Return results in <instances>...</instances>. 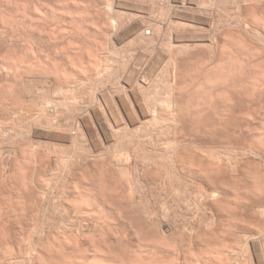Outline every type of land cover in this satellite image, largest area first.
<instances>
[{"label": "rangeland", "instance_id": "1", "mask_svg": "<svg viewBox=\"0 0 264 264\" xmlns=\"http://www.w3.org/2000/svg\"><path fill=\"white\" fill-rule=\"evenodd\" d=\"M72 1H75L76 5L75 3L71 4ZM107 1L108 0H0V57L3 58L2 63L6 60L10 64L11 60V63L13 64L7 65L9 68L10 66L13 67V71L12 68L10 69L14 72L12 73L7 70L9 68H7V65H4V63H7L6 61L3 64H0V119L4 122L3 125L6 124L5 121L8 122L3 126L0 121V127L2 126V128H0V264H80L79 261H84L89 258V252H92L93 249L104 252L106 255L108 253L107 256L112 254L111 258L117 262L122 259L123 262L126 260L125 263H133L135 260L132 258L135 257L132 256V252L136 248V246H134V248L133 245L146 244L148 239L151 240L152 243H150L152 245L149 244L150 240L147 243L150 245H147V249H145L146 245H142V250L140 249V252H136L137 254H142L141 257H136L137 260L138 258H146L148 261H151H149L150 264H153V262L154 264L158 262L160 264L163 262V264H176L177 262V264H181V262H184L182 264H188V262L190 263V260L194 261V257L198 254H202L200 251H203L205 246L206 248L209 247V251L212 248L210 253L215 250L217 245L222 246L219 236L200 237V239L198 238V241L191 237L190 239H193V242L190 244L189 239L186 238L190 236L189 229L183 230L185 227L188 228L189 224L195 226L196 221H193V217H195L194 214L196 213H194V211L197 212V209H202L201 206H199L202 202V204H205L203 200L198 204L197 201H199V198H197V193H195V191H198V185L196 184H198L200 178L204 182L203 185L208 186L210 189H216L217 193L219 190L218 194L215 193V198L213 199L214 202H211L214 217H216V220L218 218L216 222L219 229L222 227L221 230L229 229L230 231H235L238 234L245 236H248L250 232L259 235L258 240L261 244L256 248L249 243H238V250L230 255L231 264H235L239 261H242L243 264H258L257 257L260 255L264 257V215L260 212H256V210H264V163L261 162V159L258 157H254L253 154H250L251 156L246 152V154H243L244 151H242V149L244 147V149H247L252 146H255L257 149H259V147H264V131L262 130L264 129V44L260 45L259 43L261 42L260 39H262V42L264 41V35L258 33V31L251 26L252 24L255 25V23L258 24L260 21L258 18L259 14L255 16V13L251 11L246 15L243 10L244 3L242 4V0H226V3L228 2L227 4L221 2V0H194L199 2L198 4H207L205 6L208 7L212 13V21L214 23L213 29L215 31V33H212L214 36H212L213 39L216 40L213 41V43L215 42L214 46L212 45L213 48H210L214 52H212V50L209 51L210 48L207 47L208 45L204 46V44H201L196 46L197 48L191 50L189 49L193 48L191 45L189 47H183V49L186 50H182L183 52L180 51L181 53L178 52V55L175 53L176 58L179 60L178 63L180 64V69H178L177 74L176 91L174 89L173 92H170L166 87H168L170 83L169 70L171 68L169 67L171 64L169 63L174 59L170 58V56L168 57L169 54H166L168 53L167 51L170 52L172 47L170 49L166 46L167 44H165V42L167 41L168 32L164 31L167 30V27L169 26L168 21L172 13L171 11L177 7L174 6L175 3L181 1L185 3L186 0H171L170 2L168 0H127L129 1V5L126 4L128 5L126 6L121 2L122 7L120 6V1L117 2V0H115L117 4L119 3L118 6L115 5L116 3L114 4V0L108 2L109 5L107 4ZM219 1L221 4H219ZM111 2H113L112 6L114 5L112 9L110 7ZM123 3H125V0ZM135 4L138 6L141 5L139 8H142L143 6V12L141 9L143 16L138 11V6L136 7ZM67 5L69 6L67 7ZM124 5L126 7H123ZM131 5L134 6V8L136 7L137 10L133 7L130 9ZM177 5L178 8L181 6L180 3ZM74 7H76L77 10ZM144 7H146L147 11L144 10ZM220 7L223 8V10L226 9L227 14H225L226 12L223 10H220ZM33 11L35 12L32 13ZM36 11L39 12L37 13L38 16L36 14L37 18L35 17ZM221 11L224 12L222 13L227 16V19L225 18L226 16L220 17L222 16ZM77 13L78 16L80 15L79 17L77 16ZM133 13L136 16L137 13L140 15L135 19L143 20L145 18L144 15H147V18L143 21H146V23H150L151 21V25L152 22H156L157 26H161L162 28L160 29V32L162 34L161 37H163L161 39L163 40L160 39V41L162 42L159 41L160 43L158 42L156 46H154L155 43H152V40L150 43V40H147L148 42L144 43L146 40L141 38L140 35L135 37L131 35L129 37L124 34V29L127 26L126 24H129V21L131 22V16ZM81 15H83V17H81ZM112 15L121 19L123 23L127 22L123 24V29H120L118 26L116 29L113 24V26L111 25V23H113L112 20V22L110 21ZM135 15H133V17H135ZM69 16H72L73 18L71 17V19H69ZM250 16L253 20H250ZM219 17L222 19L224 18L226 21L228 20L227 24L224 22L225 20L223 21L225 24L219 23V21L222 22L218 19ZM215 19H217V21ZM78 20H80V22ZM75 21H77L79 25ZM159 21H162V23ZM244 22L249 25H246L245 27ZM218 24H221L222 26H218ZM216 26L221 28H218L219 30L217 29L219 32L216 30ZM247 26L250 28L251 32H249L250 30ZM162 29L165 30L163 31ZM203 29L208 30L206 26ZM111 34H114V37L111 36ZM119 34L125 36L121 37ZM221 37H225L226 39ZM229 39L230 42H228ZM227 44L228 47L226 46ZM80 46H82L81 49H79ZM173 46L175 48L176 45ZM259 46L262 48H259ZM67 48L70 51H68ZM221 48L222 50L220 51ZM156 52L158 54L161 53L159 57L166 54L167 56L164 55L163 57L167 66L168 64L170 66H165L163 58H161L162 60H158V56L155 55ZM141 53H145V56ZM210 53L211 56L212 54L214 56L211 57ZM129 55H132L130 56L131 60L128 59ZM141 55L143 56L140 57ZM17 57L18 59L20 58V60H24L19 61L20 63H24H22L23 65L21 64L22 66L20 63H15ZM140 58L146 61L144 62ZM156 59L160 62L159 67H155L156 70L161 67L158 71L151 70L153 69V65H155L154 61H156ZM169 59H172V61L170 60L171 62H169ZM126 61L132 66L128 68L127 65L129 64ZM223 61H225V63ZM72 62L75 63V65ZM135 62L138 63L136 64ZM152 62L154 64H152ZM95 63L97 66H95ZM72 64L74 66H79L72 68ZM124 64L126 68L124 67ZM156 64L158 65V63ZM68 65L71 66L72 70L75 69L76 71L74 70L72 72ZM134 65L135 67H133ZM3 67H5L6 72L5 69L3 70ZM14 67H17L18 71H15ZM123 67L125 68L124 70ZM77 68L82 69L79 71ZM164 68L166 71H163ZM97 69H99L98 71L100 72L95 74ZM83 70H85L86 74L83 73ZM77 71H79L78 73L81 75H79ZM150 71L153 72L151 73ZM131 72L133 74H131ZM5 73L6 75H4ZM166 73L169 76H166ZM226 73H229V77H226L225 75L224 77L222 75ZM72 75H74L75 78ZM84 75L86 76L85 78ZM124 75L126 76L127 81L124 85L125 87H122L125 83ZM129 75L130 77L131 75L134 76L130 79ZM139 75L141 78L147 76L145 77V80L150 79L151 81L148 80L150 84L145 80L144 82L143 80L141 81ZM120 76H122L123 79L121 77L122 80L119 81ZM135 76H138L140 81ZM164 76L169 78V82L167 80L165 82L162 81ZM79 77H82L83 81L85 79L84 84L81 85L80 82L76 80V78L79 79ZM133 77L134 80L132 79ZM205 77L206 79L210 77L208 81L214 78V82H208ZM225 78H227L229 82L228 80H225ZM155 79L160 81H156ZM219 79H221L220 81L222 84L217 81ZM255 79H258L259 82L257 83ZM79 80H81V78ZM97 80L98 82H96ZM50 81L53 82L51 83ZM93 81L94 85H98L97 87L99 89L92 84ZM153 81L154 85L156 82L155 88L152 87ZM77 82H79V84ZM102 82L106 83V85H102ZM145 82L149 84V86L146 85L148 87L147 91V87L144 85ZM223 82L226 83L224 84ZM72 83L75 84H73V87H78V89L75 87L73 89L71 85ZM67 84H70V86ZM157 84H160L161 86ZM166 84H168V86ZM226 84L230 86L228 87ZM43 85H45V87ZM63 85H67L68 87L66 86L65 88ZM114 85H116L115 88ZM195 85L197 87L199 86V88L196 89ZM59 86H62L61 89ZM106 86L109 88H106ZM140 86L142 87L141 91L139 90L141 89ZM159 86L162 87V89L166 86L164 92H162L163 90ZM35 87H39V90L42 89L41 92H38L37 88L35 90ZM117 87L120 90L123 88L122 91L120 92ZM130 87L135 89L133 90L135 95L138 92L136 96L133 94L131 96L130 93L132 90ZM149 87L152 88L150 89ZM57 88L61 91H58ZM67 88L68 90H71L72 88L69 92H73L74 94L69 93ZM88 88L91 89L89 92L86 91ZM102 88H106V90L104 89L103 91ZM153 88L156 91L159 88L161 89V91H159L160 89L158 90L159 94L156 96L158 97L159 95V98L154 96L155 92ZM136 89H138V91ZM22 91L25 92L22 93ZM53 91L57 92L55 93ZM106 91L107 93L105 94L104 92ZM108 91L112 92L111 96ZM115 91L120 94L123 93V97L122 95H120L121 97H118L119 94L117 95ZM125 91L130 93H126ZM143 91L144 94H142ZM158 91L156 93H158ZM204 91H206L205 93L207 94H204ZM225 91L228 93L226 94ZM147 92H150V97L147 95ZM165 92L171 94L172 97L169 94L168 97H166L167 94H165ZM41 93H43V95L45 93V95L43 96ZM125 93L126 95H124ZM38 94L41 96L39 97ZM70 94H77L78 97L76 96L75 98V96ZM102 94L104 96H102ZM113 94L115 96H113ZM127 94L131 100L128 98ZM162 94L165 95L166 98L163 96L165 100H161V98H163ZM209 94L213 96L210 97ZM52 95L53 97H51ZM82 95H86V97L84 98ZM92 95L95 96L93 97ZM203 95L204 98H202ZM25 96L28 97L26 98ZM48 96H50V98ZM125 96L127 98H125ZM146 96L149 97L146 98V100L152 97L150 101H145L144 98ZM206 96H209V98ZM90 97H92V99ZM48 98L51 99V103L56 100V104L51 105L49 102L48 105L50 106L47 105V107L45 106L46 108H42L45 111L39 109L38 106L42 104L41 101L49 100ZM67 98L68 100L69 98H75L73 101L76 100V102H78H74L73 104L72 101L69 100L71 102L69 103L67 101V103L71 106L69 108L66 104V107L62 102H65L66 100L63 99ZM97 98H100L101 102L98 101ZM153 98H156L157 100L160 99L159 102L155 99V105L156 102L160 104V102L162 103L163 101L164 104L166 101L170 103L169 99H172L171 102L174 103H170L173 105V108H171V105V107L166 108L171 109L170 114L169 110L164 111V109L161 110V113L166 112L164 114H159L160 111L158 110H155L150 114L151 118L154 117L152 118L154 121L156 119L161 120L159 123H156L157 120L155 122L150 121V116L147 118L140 116L141 112H139L140 110L136 106L137 103L145 104V106L150 109L155 106L152 104V100H154ZM118 99H121L119 100L120 102L127 101L128 103L129 101V104L132 105V109L130 108V111L123 110ZM140 99H144V102L141 103ZM31 100L34 103L30 102ZM102 100H104L105 104ZM91 101L96 102L97 105L93 104ZM115 101L116 103L118 102V107L117 104H115ZM207 101L210 102L206 103ZM222 101L224 102L222 103ZM87 102L89 104H87ZM106 102L109 105L114 104L116 111H110V109L106 107ZM150 102L153 106L149 104ZM30 103H32L33 106ZM101 103H103L102 106L104 107L99 105ZM186 103L189 105H184ZM134 104L135 106L133 107ZM181 105L186 107L184 108ZM194 105H197L198 107H194ZM87 106L99 107V109H101L85 111ZM20 107L22 109L20 110L23 111V115L19 110ZM62 107L64 109H62ZM17 109L19 110L20 117ZM106 109L108 112L105 111ZM39 111H43V113L41 114L40 112L38 114ZM121 111L123 114H120ZM124 111H127V113ZM173 111H175V113L171 114ZM88 112L91 113L89 114ZM116 112H118L119 115L118 113L116 114ZM48 113L50 117L48 116ZM81 114H83V116ZM155 114L157 115L155 116ZM80 115L81 117H79ZM248 116L250 118H246ZM73 117L79 120L77 121ZM127 117L131 121L132 117L133 119L136 117L137 122L135 121L136 119H134L136 124L134 123L133 125L132 123L134 121L131 123V121H128ZM157 117H160L161 119ZM97 118H100V121H98ZM28 119L29 121L25 123L24 121H27ZM88 119L91 122L86 121ZM14 120H16V124ZM30 120H32V122H30ZM35 120L36 123L34 122ZM43 122L51 127H38L39 124H43ZM49 122L51 123L49 124ZM120 122L122 124L126 123L124 124L126 127L124 125L122 126ZM13 123L15 124L14 126ZM18 123H21L23 129ZM28 123L30 126H26ZM32 124L37 125L32 127ZM42 124H40V126H42ZM122 127L124 128L122 129ZM90 129H93V133H91L92 131ZM64 131L67 136L64 135ZM86 131H89V134L93 137L90 138L91 136L87 134ZM85 133L86 135H84ZM211 133L214 134L212 135ZM199 134L203 139L210 142L212 141L217 147L216 150H221L219 151L220 153L225 150L227 152L231 151V154L229 153L231 158L229 161H234L230 163L229 161L225 162L229 163L230 167L228 164L222 165L224 167L220 164L217 166L216 164H218V162L209 165L206 159L200 160L204 155L201 154L198 149L193 148L197 147L195 146V141L196 136ZM261 134H263V138ZM72 139H74V141ZM167 139L176 142L174 143L171 141V143H169L166 142ZM251 139H253V141H251ZM255 142L259 146H257ZM172 143H174L173 146H171ZM189 143L190 145H188ZM97 144L99 145L97 146ZM234 146H238V148H236L237 150ZM228 147L229 149H227ZM195 149L198 152L195 151ZM240 150L243 156H241L242 154ZM90 152H92L93 155ZM232 153H234V157L231 156ZM126 155L130 156V162L128 161L129 164L126 162L127 159L129 160ZM170 156L171 158L173 156L175 159L172 158L174 160H172L173 163L170 162L171 160L169 161V159H171ZM235 156L239 157L236 159L237 162H235ZM232 157L234 159H232ZM251 157L259 160L249 159ZM120 158L125 159L122 160L124 165L122 162L120 165L116 164L121 161ZM112 159L113 161L115 160L114 162L116 163H114ZM112 163L116 164V167H114ZM231 163L233 165L238 163L239 165L236 164L237 167H233L231 166ZM196 165H199L198 168ZM194 166L195 170L191 169L192 171H190V168ZM201 167L202 169H199ZM230 168H233V171H231ZM173 169H175V171ZM199 170L202 171L199 172ZM209 171L210 175L208 174ZM193 178L194 180L196 179L195 182ZM206 178L210 181L209 183H206L207 180L204 181ZM182 179L185 183L182 182ZM135 185L139 189L136 190ZM172 185L174 188L176 187L178 189L179 186H181V190H179L180 194L178 193L179 191H177L178 189L175 190V192L178 193L177 196L175 195L176 198L174 197V191H171V189H174L171 187ZM193 185H196V190H194L195 188ZM91 193L93 196L90 195ZM192 195H195L197 200ZM95 196L97 197L96 199ZM176 199H179V201ZM93 200L95 202H92ZM97 200L100 201L98 202ZM101 201L103 203H100ZM174 201L177 202V204H175ZM194 201L196 203H194ZM97 202L99 203L98 205L96 204ZM163 205H165V207ZM196 205L199 208H197ZM259 205L261 208H259ZM166 207H169L170 210L166 209ZM170 207H172V209L174 208L173 210L177 209L173 214V217L170 216L172 215L170 211H172V213L174 211L171 210ZM159 208L162 210H169L166 211L169 213H167V216L165 211L161 212L164 213V216L162 217L163 219L161 218L163 214L161 215ZM177 211L179 212L177 213ZM158 213L159 215L157 216ZM152 214L156 216L154 217ZM175 215H179V217ZM259 215H262V217ZM165 216L169 221H166ZM175 217L176 219H174ZM171 218L172 221L170 220ZM178 224L179 226L182 224L181 230L179 229L180 227L178 228ZM167 227H169V229ZM246 230L249 231L246 233ZM186 231L188 232L187 234ZM178 240L181 241L178 243ZM67 241H69L70 244ZM158 242L163 245L164 249ZM175 242L177 243L175 244ZM203 242L204 244L206 243V245H204ZM67 243L69 245H67ZM182 243L184 244L182 245ZM170 245L174 246L169 247ZM179 246H182V249L177 252L176 249H178ZM219 247L218 249H220ZM168 248L173 249H169V252L167 250ZM143 249H154L155 253L152 250L145 251ZM130 250L131 253H129ZM178 253L181 254L179 255ZM208 253L204 252L205 255H208ZM114 254L117 257H115ZM191 254L194 257H192ZM129 259H132L133 261H129ZM146 259H144L145 262H143L144 260H141V263L149 264L148 261L146 262ZM152 259H154V261ZM156 260L158 261L156 262ZM120 261L118 263H120Z\"/></svg>", "mask_w": 264, "mask_h": 264}, {"label": "bare ground", "instance_id": "2", "mask_svg": "<svg viewBox=\"0 0 264 264\" xmlns=\"http://www.w3.org/2000/svg\"><path fill=\"white\" fill-rule=\"evenodd\" d=\"M110 1H111V0H108V1H107V4H108V2H110ZM114 1H115V0H114ZM114 1H113V2H114ZM118 1H120V2H119L120 4H121V2H122V4H125V5L129 3V1H127V0H125V3H123L124 0H122V1H121V0H117V2H118ZM168 1L170 2L171 0H168ZM172 1H173V0H172ZM176 1H177V0H176ZM176 1H174V2H176ZM242 1H243L242 4L244 3L243 10H244V12L246 13V15H248L251 11H253V12L255 13V16L259 14V17H258V18H259V20H260V21H259L260 23L258 22V24L255 23V25H253L252 22H251V24H252L251 26L254 27L255 30L258 31V33L264 35V0H242ZM72 2H73V1H72ZM72 2H71V4H74V3H75V1H74L73 3H72ZM113 2H111V6H110L111 9H112V7L114 6V5L112 6ZM117 2L115 1L114 4L116 3L115 5L118 6L119 3L117 4ZM126 2H127V3H126ZM219 2H220V1H219ZM221 2L226 3V0H221ZM221 2H220L219 4H221ZM178 3L181 4V6H180L179 8H178V5H177ZM178 3H177V2L175 3L174 6H177V7H175L174 10L171 11L172 13H171L170 19L168 18V19H169V21H168V25H169V26H168V25H166V26L170 27V28L167 27V30L169 29L170 31H169V30L167 31V30H165V29H162L163 31L165 30L164 32H168V33H167V34H168V35H167V36H168V37H167V41L165 42V44H167L166 46H168L170 49H171V47H172V49L170 50V52L167 51L168 53H166V54H169L168 57L170 56V58H173V59H174L173 61H172V59H169V60H168L169 62L172 61L171 63H169V64H171V66L168 64V66H170L169 68H171V69L169 70V73H170V74H169V75H170V77H169V78H170V83H169V86H168V84H166V85H167L169 88L166 87V86H164L163 89H162V87H160L161 85H160V84H157V85H160L159 87L163 90L162 92H164V88H165V87H166V88L168 89V91H170V92H171V91L173 92L174 89L176 88V84H177V74H178V69H180V68H179V67H180V64L178 63L179 60L176 58L175 53H177L176 55H178L179 53H181L180 51H182V50H183V51L186 50V49H183V47H189L190 45L193 46V48H189L190 50H191V49H195V48H197L196 46H199V45H201V44H204V46H205V45H208L207 47H209V48H210V47L213 48V46H214V44H215V42L213 43V41L216 40V39H213L214 34H212V33H215V31H214V29H213V24H214V23H213V21H212L213 18H212V13H211L210 9H209L208 7L205 6V5H207V4L204 5V4L201 3V4L203 5V6H202L201 4H198L199 2H196V1H194V0H186L185 3H184L183 1L178 2ZM227 3H228V2H227ZM227 3H226V4H227ZM122 4L120 5L121 7H122ZM240 4H241V3H240ZM75 5H76V3H75ZM75 5H74V6H75ZM108 5H109V4H108ZM108 5H107V6H108ZM125 5H124L123 7H126V6H128L129 4L126 5V6H125ZM224 5H225V4H224ZM68 6H69V5H67V7H68ZM72 6H73V5H72ZM135 6L137 7L138 5L135 4ZM140 6H141V5H139L137 8H138V11H139V12L141 13V15L143 16V13H142V12H143V6H142V8H139ZM170 6H172V5H170ZM201 6H202V7H201ZM222 6H223V3H222ZM132 7L134 8V6L131 5L130 9H131ZM136 7H135L134 9H136ZM74 8H76V7H74ZM239 8H240V6H239ZM139 9H140V10H139ZM141 9H142V12H141ZM171 9H172V8H171ZM171 9H170V10H171ZM67 10H68V9H67ZM69 10H73V9H69ZM76 10H77V8H76ZM76 10H75V11H76ZM132 10H133V9H132ZM136 10H137V9H136ZM144 10L147 11V10H146V7H144ZM220 10H223V8L220 7ZM223 11L226 12V9L223 10ZM223 11H221V13H222ZM227 11H228V10H227ZM34 12H35V11H33L32 13H34ZM113 12H114V11H113ZM132 12H133V11H132ZM224 12H223V13H224ZM37 13H39V12L36 11V13H35V17H36V14H37ZM114 13H115V12H114ZM135 13H136V12H135ZM223 13L221 14L222 16H220V17H225V16H226V15H223ZM68 14H69V13H68ZM144 14H145V12H144ZM225 14H227V12H226ZM33 15H34V14H33ZM40 15H41V14H40ZM75 15H76V13H75ZM75 15H74V17H75ZM133 15H135V14L133 13ZM133 15L131 16V18H132L131 22L129 21V24H126L127 26H126V28L124 29V34H126V35L129 36V37H130L131 35L134 36V37L137 36V35H140L141 38H143L144 40H146V42H144V43H147V42H148L147 40H150V41H149V43H150L151 40H152V41H153L152 43H155L154 46H156V44L160 41V39L163 38V37H161L162 34H161V32H160V31H161L160 29H161L162 27H161V26H157V25H156V22H152V25H151V24H150L151 21H150V23L148 22V23L150 24V25H149L148 23H146V21H143V20H145V18H147V17H146L147 15H146V16L144 15V17H145L144 19H143V17H142L143 20H141V19H135L136 17L140 16L138 13H137V16L135 15V17H133ZM37 16H38V14H37ZM77 16H78V13H77ZM79 16H80V15H79ZM79 16H78V17H79ZM67 17H68V16H67ZM69 17H70L69 19H71L72 16H69ZM81 17H83V15H81ZM220 17H219L218 19H220L222 22H220V21L218 20L219 23H221V24H225V23H223V21H224L225 19H224V18L222 19V18H220ZM250 17H251V16H250ZM36 18H37V17H36ZM36 18H35V19H36ZM72 18H73V17H72ZM111 18H112V19H111ZM111 18H110V21H111V20L113 21V23H111V25L113 24L114 27H115L116 29H117V26L120 27V29H121V28L123 27V24L127 23V22L123 23L121 19H119L118 17H116V16H114V15H112ZM127 18H130V17H127ZM133 18H134V20H133ZM140 18H141V17H140ZM225 18L227 19V16H226ZM245 18H246V17H245ZM253 18H254V17H253ZM74 19H76V18H74ZM79 19H80V18H79ZM81 19H82V18H81ZM254 19H255V18H254ZM83 20H84V19H83ZM129 20H130V19H129ZM215 20L217 21V19H215ZM244 20H245V19H244ZM250 20H253L252 17H251ZM255 20H256V19H255ZM255 20H254V21H255ZM78 21L80 22V20H78ZM112 21H111V22H112ZM154 21H155V20H154ZM254 21H253V22H254ZM73 22H74V21H73ZM75 22H77V21H75ZM157 22H158V20H157ZM159 22L162 23V21H159ZM224 22H226V24H227L228 20H227V21L225 20ZM153 23H154V24H153ZM163 23H164V22H163ZM248 23H249V22H248ZM68 24H69V23H68ZM77 24H78V22H77ZM80 24H81V23H80ZM158 24H160V23H158ZM165 24H166V23H165ZM165 24H164V25H165ZM221 24H218V26L221 25ZM244 24H245V27H246V25H249V24H247V23H245V22H244ZM74 25H75V23H74ZM78 25H79V24H78ZM78 25H77V26H78ZM84 25H85V24H84ZM113 25H112V26H113ZM161 25H162V24H161ZM216 25H217V24H216ZM228 25H229V23H228ZM228 25H227V26H228ZM89 26H90V25H89ZM205 26L208 28V30H207V29H206V30L203 29ZM218 26H216V27H217L216 30H217L218 28L221 29V28L218 27ZM221 26H222V25H221ZM227 26H225V27H227ZM158 27H160V28H158ZM199 27H202V28H199ZM247 27H248V26H247ZM73 28H74V27H73ZM79 28H80V27H79ZM248 28H249V27H248ZM118 29H119V28H118ZM122 29H123V28H122ZM219 29H218V30H219ZM75 30H76V29H75ZM113 30H114V29H113ZM218 30H217V31H218ZM249 30H250V28H249ZM115 31H116V30H115ZM209 31H210V32H209ZM212 31H214V32H212ZM253 31H254V30H253ZM117 32H118V30H117ZM117 32H116V34H117ZM218 32H219V31H218ZM218 32H217V33H218ZM249 32H251V30H250ZM112 33H114V32H112ZM103 34H104V33H103ZM114 34H115V33H114ZM114 34H113V35H114ZM254 34H255V32H254ZM105 35H106V34H105ZM113 35L111 34V36H113ZM117 35H118V34H117ZM119 35H120V34H119ZM212 35H213V36H212ZM217 35H218V34H217ZM120 36H121V37H124L125 35H120ZM127 36H126V37H127ZM113 37H114V36H113ZM113 37H112V38H113ZM117 37H118V36H117ZM121 37H119V38H121ZM215 37H216V35H215ZM217 37H218V36H217ZM258 37H259V36H258ZM260 37H261V35H260ZM115 38H116V37H115ZM165 38H166V37H165ZM221 38L226 39L225 37H221ZM161 40H163V39H161ZM165 40H166V39H165ZM219 40H220V39H219ZM222 40H223V39H222ZM227 40H228V38H227ZM260 40H261V42H262V39H260ZM225 41H226V40H225ZM160 42H162V41H160ZM160 42H159V43H160ZM228 42H230V39H229ZM261 42H259L260 45H263V44H264V43H263L264 41L262 42V44H261ZM163 43H164V41H163ZM163 43H162V44H163ZM212 43H213V44H212ZM224 44H225V43H224ZM228 44H229V43H228ZM228 44L226 45L227 47H228ZM173 45H176L175 48H174ZM212 45H213V46H212ZM216 45H217V44H216ZM216 45H215V46H216ZM76 46H77V45H76ZM152 46H153V45H152ZM221 47H222V45H221ZM263 47H264V45H263ZM77 48H78V47H77ZM81 48H82V46H80L79 49H81ZM154 48H155V47H154ZM211 48L209 49V51L212 50ZM224 48H225V45H224ZM259 48H262V47L259 46ZM214 49H215V48H214ZM67 50H68V48H67ZM221 50H222V48L220 49V51H221ZM261 50H262V49H261ZM68 51H70V50H68ZM68 51H67V52H68ZM77 51H78V50H77ZM79 51H80V50H79ZM183 51H182V52H183ZM263 51H264V50H263ZM178 52H179V53H178ZM212 52H214V51L212 50ZM212 52H211V53H212ZM145 53H146V52H145ZM145 53H144V54H145ZM185 53H186V52H185ZM189 53H190V51H189ZM211 53H210V56H211ZM226 53H227V52H226ZM68 54H69V53H68ZM68 54H67V55H68ZM79 54H80V53H79ZM141 54H143V53H141ZM144 54H143V55H144ZM160 54H161V53H160ZM160 54H158L157 52L155 53V55L158 56V60L161 59V58L164 59L163 56L166 55V54H163V56L161 55L162 57H159ZM214 54H215V53H214ZM143 55H141L140 57H142ZM182 55H183V53H182ZM184 55H185V54H184ZM1 56H2V55H1ZM130 56H132V55H129V56H128V59L131 58ZM144 56H145V55H144ZM147 56H148V55H147ZM147 56H146V57H147ZM166 56H167V55H166ZM171 56H172V57H171ZM212 56H214V55L212 54ZM212 56H211V57H212ZM223 56H224V55H223ZM2 57H4V56H2ZM138 57H139V55H138ZM168 57H167V59H168ZM211 57H210V58H211ZM219 57H220V56H219ZM0 58H1V57H0ZM5 58H6V57H5ZM88 58H89V57H88ZM149 58H150V56H149ZM181 58H182V57H181ZM17 59H18V57L16 58V61H18V62L15 61V63H20L19 61H22V60H23L22 57H21L22 60H20V58H19L18 60H17ZM137 59H139V58H137ZM140 59L143 60L142 58H140ZM145 59H146V58H145ZM167 59H166V60H167ZM226 59H227V57H226ZM2 60H3V58H1V60H0V64H3V63L6 61V60H5V61L2 63ZM7 60H8V59H7ZM130 60H131V59H130ZM148 60H149V59H148ZM161 60H162V59H161ZM161 60H160V61H161ZM170 60H171V61H170ZM211 60H212V58H211ZM223 60H224V59H223ZM12 61H13V60H12ZM23 61H24V60H23ZM127 61H128V60H127ZM127 61H126V62H127ZM136 61H137V60H136ZM138 61H140V60H138ZM143 61H144V60H143ZM145 61H146V60H145ZM145 61H144V62H145ZM152 61H153V60H152ZM156 61H157V59H156ZM156 61H154V62H155V65H153V69H151V70H156L155 67H157V66L159 67V63H160V62H158V61L156 62ZM6 62H7L6 64L4 63L5 66H6L7 64H9L8 61H6ZM67 62H68V61H67ZM128 62H130V61H128ZM128 62H127V63H128ZM147 62H148V61H147ZM149 62H151V61H149ZM163 62H165V66H167L165 59L163 60ZM215 62H216V61H215ZM221 62H222V61H221ZM223 62L225 63V61H223ZM22 63H23V62H21L20 65H21ZM72 63H73V62H72ZM135 63H136V62H135ZM137 63H138V62H137ZM137 63H136V64H137ZM156 63H158V65H157ZM167 63H168V62H167ZM224 63H223V64H224ZM11 64H13V63H11V60H10V64H9V65H11ZM23 64H24V63H23ZM23 64H22V65H23ZM73 64L75 65V63H73ZM73 64H72V65H73ZM95 64H96V63H95ZM128 64H129V63H128ZM133 64H134V63H133ZM152 64H154V63L152 62ZM226 64H227V63H226ZM14 65H15V64H14ZM20 65H19V66H20ZM22 65H21V66H22ZM69 65H70V64H69ZM69 65H68V66H69ZM74 65L72 66V68H73V67L76 68V66H77V67L79 66V65H76V66H74ZM15 66H17V65H15ZM21 66H20V67H21ZM95 66H97V64H96ZM127 66H128V68H129V67L132 66V65L129 64V65H127ZM137 66H138V65H137ZM160 66H161V64H160ZM168 66H167V67H168ZM17 67H18V66H17ZM17 67H14V70H15V71H18V70H17V69H18ZM81 67H83V66H81ZM124 67H125V64H124ZM124 67H123V70L126 68V67H125V68H124ZM133 67H135V65H134ZM212 67H213V66H212ZM0 68H1V66H0ZM7 68H9L8 65H7ZM10 68H12V71H13V67L10 66ZM10 68L7 69V70H9L10 72H12ZM69 68L71 69V66H69ZM96 68H97V67H96ZM165 68H166V67H165ZM165 68H164V70H163V69H162V70H163V71H166ZM213 68H214V67H213ZM220 68H221V67H220ZM227 68H228V66H227ZM4 69H5V67H3V70H4ZM77 69H79V68H77ZM80 69H82V68H80ZM80 69H79V71H80ZM160 69H161V67H160L159 69H157L156 71H158V70H160ZM166 69H168V68H166ZM222 69H223V68H222ZM3 70H2V71H3ZM71 70H72V69H71ZM74 70H75V69H73L72 72H73ZM98 70H99V69H97V71H96L95 74H98V73L100 72V71H98ZM123 70H122V71H123ZM126 70H127V69H126ZM149 70H150V69H149ZM226 70H227V69H226ZM9 71H8V72H9ZM68 71H69V70H68ZM75 71H76V70H75ZM79 71H77V73H78ZM156 71H154V72H156ZM167 71H168V70H167ZM219 71H220V70H219ZM5 72H6V69H5ZM10 72H9V73H10ZM70 72H71V71H70ZM150 72L152 73L153 71H150ZM221 72H222V70H221ZM223 72H224V71H223ZM0 73H1V72H0ZM12 73H14V72H12ZM77 73H76V74H77ZM80 73H82V72H80ZM83 73H85V70H83ZM167 73H168V72H167ZM167 73H166L165 75H166V76H169V75H167ZM208 73H210V72H208ZM78 74H79V73H78ZM85 74H86V73H85ZM131 74H133V73L131 72ZM226 74H227V73H226ZM226 74H222V75H223V76L225 75L226 77H229V73L227 74L228 76H227ZM4 75H6V73H5ZM79 75H81V74H79ZM127 75H128V74H127ZM145 75H146V74H145ZM163 75H164V74H163ZM212 75H213V74H212ZM214 75H216V74H214ZM72 76L74 77V75H72ZM124 76H125V75H124ZM132 76H134V75H131V77H132ZM139 76H140V75H139ZM143 76H144V75H143ZM225 76H224V77H225ZM82 77H83V74H82ZM82 77H79V79L81 78V80H82ZM85 77H86V76L84 75V78H85ZM121 77H122V76L119 77V81L123 79V77H122V79H121ZM127 77H128V76H127ZM129 77H130V75H129ZM129 77H128V78H129ZM131 77H130V79H131ZM135 77H137V79L141 78V76H140L139 78H138V76H135ZM145 77H147V76H144V78H141V81L143 80V82H144ZM164 77H165V76H164ZM164 77H163V80H162V81L165 82V81L167 80V81L169 82V78H168V77H165V78H168V79H165ZM206 77H207V76H206ZM206 77H205V79H206ZM221 77H222V76H221ZM262 77H263V76H262ZM48 78H49V77H48ZM48 78H46V79H48ZM51 78H52V76H51ZM74 78H75V77H74ZM209 78H210V77H208V79H209ZM212 78H213V77H212ZM222 78H223V77H222ZM79 79L76 78V80H78V81L80 82L81 85L84 84L85 79H84V81L82 80L83 83H82L81 80H79ZM126 79H127V78H126V76H125V83L122 85V87L126 84V81H127ZM132 79L134 80V77H133ZM164 79H165V80H164ZM208 79H206V80L208 81ZM216 79H217V78H216ZM259 79H260V78H259ZM263 79H264V78H263ZM41 80H42V79H41ZM148 80H150V79H146L145 81L148 82ZM155 80L157 81L158 79H155ZM155 80H154V81H155ZM206 80H205V81H206ZM213 80H214V78H213L212 80H209V81L214 82ZM220 80H221V79H219V80H217V81H219V83H221ZM222 80H223V79H222ZM225 80H228V79L225 78ZM255 80H256V79H255ZM260 80H262V79H260ZM48 81H49V80H48ZM139 81H140V79H139ZM150 81H151V80H150ZM154 81H153V85H152V87L155 88V87H156V82H155V85H154ZM158 81H160V80H158ZM200 81H201V80H200ZM209 81H208V82H209ZM256 81H257V83L259 82L258 79H257ZM30 82H31V81H30ZM50 82H51V81H50ZM52 82H53V81H52ZM52 82H51V83H52ZM72 82H73V81H72ZM79 82H77V83L79 84ZM96 82H98V80H97ZM115 82H116V80H115ZM137 82H138V80H137ZM137 82H136V83H137ZM146 82H145L144 85H145V86H146V85L149 86L150 83L148 82L149 84H147ZM192 82H193V81H192ZM228 82H229V80H228ZM263 82H264V81H263ZM24 83H25V82H24ZM26 83H27V82H26ZM28 83H29V82H28ZM42 83H43V82H42ZM74 83H75V82H74ZM74 83L71 84L72 87H73V84H74ZM107 83H108V82H107ZM118 83H119V82H118ZM118 83H117V85H118ZM120 83H121V82H120ZM159 83H160V82H159ZM166 83H167V82H166ZM193 83H194V82H193ZM198 83H199V82H198ZM200 83H201V82H200ZM205 83H206V82H205ZM210 83H211V82H210ZM223 83H224V82H223ZM225 83H226V82H225ZM225 83H224V84H225ZM257 83H256V84H257ZM29 84H30V83H29ZM29 84H28V85H29ZM32 84H33V83H32ZM49 84H50V83H49ZM49 84H48V86H49ZM75 84H76V83H75ZM75 84H74V85H75ZM92 84L94 85V81H93ZM95 84H97V83H95ZM101 84H102V85H103V84L106 85V83H104V82H102ZM110 84H112V83H110ZM137 84H138V83H137ZM140 84H141V82H140ZM151 84H152V82H151ZM221 84H222V83H221ZM229 84H230V83H229ZM260 84H261V83H260ZM30 85H31V84H30ZM35 85H36V84H35ZM39 85H40V84H39ZM39 85H38V86H39ZM41 85H42V84H41ZM53 85H54V84H53ZM67 85L70 86V84H67ZM67 85H66V86H67ZM81 85H80V87H81ZM85 85H86V84H85ZM107 85H108V84H107ZM112 85H113V84H112ZM112 85H111V86H112ZM164 85H165V84H164ZM211 85H212V84H211ZM226 85L228 86V84H226ZM26 86H27V85H26ZM43 86L45 87V85H43ZM63 86H65V85H63ZM66 86H65V88H66ZM76 86H77V84H76ZM83 86H84V85H83ZM94 86H95V85H94ZM97 86H98V85H97ZM97 86H95V87H96L97 89H99ZM111 86H110V87H111ZM115 86H116V85H114V88H115ZM127 86H128V85H127ZM147 86H146V87H147ZM150 86H151V85H150ZM179 86H180V85H179ZM195 86H196V85H195ZM203 86H204V85H203ZM213 86H214V85H213ZM215 86H216V85H215ZM219 86H220V85H219ZM224 86H225V85H224ZM224 86H223V87H224ZM229 86H230V85H229ZM229 86H228V87H229ZM263 86H264V85H263ZM44 87H43V88H44ZM59 87H60V86H59ZM61 87H62V86H61ZM61 87H60V89H61ZM67 87H68V86H67ZM74 87H75V86H74ZM74 87H73V89H74ZM103 87H105V86H103ZM118 87H119V86H118ZM118 87H117V89L121 92L123 88H121V90H120ZM124 87H125V86H124ZM152 87H151V88H152ZM206 87H207V86H206ZM211 87H212V86H211ZM223 87H222V88H223ZM29 88H30V87H29ZM36 88H37V87H35L34 89L36 90ZM38 88H39V87H38ZM38 88H37V89H38ZM49 88H50V87H49ZM51 88H52V87H51ZM75 88H76V87H75ZM81 88H82V87H81ZM81 88H80V89H81ZM85 88H86V87H85ZM106 88H109V87L106 86ZM106 88H104V89L106 90ZM130 88H131V87H130ZM132 88H133V87H132ZM132 88H131V90H132L131 93H130V92H126V91H125V92H126V93H130L131 96H132V94L135 95V94H134V91H133V90H135V89H132ZM140 88H141V89H139V90L141 91V90H142V87L140 86ZM143 88H145V87H143ZM149 88H150V87H149ZM151 88H150V89H151ZM154 88H153V89H154ZM160 88H159V89H160ZM197 88H199V86H198V87L196 86V89H197ZM212 88H213V87H212ZM215 88H216V87H215ZM262 88H263V87H262ZM44 89H45V88H44ZM44 89H43V90H44ZM57 89H58V91H61L59 88H57ZM76 89H78V87H77ZM80 89H79V90H80ZM82 89H83V88H82ZM92 89H93V88H92ZM97 89H95V90H97ZM104 89L102 88L103 91H104ZM127 89H128V88H127ZM150 89H149V90H150ZM156 89H157V88H156ZM159 89H157V91H158ZM161 89H160L159 91H161ZM167 89H166V90H167ZM187 89H188V88H187ZM187 89H186V90H187ZM227 89H228V88H227ZM23 90H24V89H23ZM41 90H42V89H41ZM41 90L38 89V92H41ZM48 90H49V89H48ZM62 90H63V89H62ZM64 90H65V89H64ZM69 90H70V89H69ZM69 90H68V88H67V91H68V92H69ZM71 90H72V88H71ZM71 90H70V91H71ZM79 90H78V91H79ZM90 90H91V89L88 88V90H86V91L89 92ZM107 90H108V89H107ZM115 90H116V89H115ZM128 90H129V89H128ZM136 90L138 91V89H136ZM144 90H145V89H144ZM147 90H148V87H147L146 91H147ZM178 90H179V89H178ZM182 90H184V89H182ZM186 90H185V92H186ZM216 90H217V89H216ZM99 91H100V90H99ZM137 91H136V92H137ZM140 91H139V92H140ZM146 91H145V92H146ZM157 91L154 89L155 95H154V94H152V95H154V96L156 97L157 94H159V91H158V93H156ZM175 91H176V89H175ZM180 91H181V90H180ZM180 91H179V92H180ZM23 92H25V91H22V93H23ZM38 92H36V93H38ZM49 92H52V91H49ZM53 92H55V91H53ZM56 92H57V91H56ZM56 92H55V93H56ZM80 92H81V90H80ZM108 92H110V91H108ZM115 92H116V91H115ZM182 92H183V91H182ZM182 92H181V93H182ZM205 92H206V91H204V94H207V93H205ZM225 92H226V91H225ZM69 93H73V92H69ZM81 93H82V92H81ZM96 93H97V91H96ZM96 93H95V94H96ZM98 93H99V92H98ZM104 93L106 94L107 91L104 92ZM116 93H117V95L119 94L118 97H121L120 95H122V97H123V93H122V94H120L119 92H116ZM126 93H125L124 95H126ZM140 93H141V92H140ZM147 93H148V92H147ZM149 93H150V92H149ZM149 93L147 94L148 96L151 95V94H149ZM181 93H180V94H181ZM218 93H219V92H218ZM227 93H228V92H226V94H227ZM41 94L43 95V93H41ZM52 94H53V93H52ZM73 94H74V93H73ZM73 94H70V95H73ZM92 94H93V91H92ZM111 94H112V92H110V96H111ZM137 94H138V92H137ZM137 94H136V95H137ZM142 94H144V91H143ZM163 94H164V93H163ZM163 94H162V97H163V96L165 97V95H163ZM165 94H167L166 97H168V94H169V93H168V92H165ZM180 94H179V95H180ZM191 94H192V92H191ZM200 94H201V93H200ZM200 94H199V95H200ZM210 94H211V93H210ZM210 94H209L210 97L213 96V95H210ZM215 94H217V93H215ZM222 94H223V93H222ZM224 94H225V93H224ZM44 95H45V93H44ZM44 95H43V96H44ZM90 95H91V94H90ZM98 95H99V94H98ZM100 95H101V94H100ZM107 95H108V94H107ZM117 95H116V96H117ZM136 95H135V96H136ZM140 95H141V94H140ZM169 95L171 96V94H169ZM172 95H174V94H172ZM34 96H35V95H34ZM38 96H39V94H38ZM40 96H41V95H40ZM40 96H39V97H40ZM73 96H75V98H76L77 94H75V95H73ZM82 96H83V95H82ZM92 96H93V95H92ZM94 96H95V95H94ZM94 96H93V97H94ZM102 96H104V95L102 94ZM113 96H115V95L113 94ZM113 96H112V98H113ZM127 96H128V94H127ZM170 96H169V97H170ZM174 96H175V95H174ZM174 96H173V99H174ZM176 96H177V95H176ZM196 96H198V95H196ZM201 96H202V95H201ZM201 96H200V98H201ZM209 96H206V97L209 98ZM215 96H216V95H215ZM222 96H223V95H222ZM222 96H221V97H222ZM22 97H23V94H22ZM25 97L27 98L28 96H25ZM48 97L50 98V96H48ZM51 97H53V95H52ZM67 97H68V94H67ZM69 97H70V96H69ZM77 97H78V96H77ZM79 97H80V96H79ZM83 97L85 98L86 95L83 96ZM140 97H141V96H140ZM149 97H150V96H149ZM149 97L146 96V97L144 98L145 101H147V100L150 101V99H151L152 97H151L150 99H147V100H146V98H149ZM160 97H161V95H160ZM164 97L161 98V100H162V99L165 100ZM166 97H165V98H166ZM171 97H172V96H171ZM206 97H205V98H206ZM227 97H228V96H227ZM49 98H48V99H49ZM75 98H74V99H75ZM90 98L92 99V97H90ZM95 98H96V97H95ZM125 98H127V97L125 96ZM128 98H129V96H128ZM156 98H159V95H158V97H156ZM156 98H155V99H156ZM202 98H204V95H203ZM213 98H215V97H213ZM223 98H224V97H223ZM223 98H222V99H223ZM23 99H24V98H23ZM40 99H42V98H40ZM74 99H70V98H69V100H71L73 104H74V102H76V100L73 101ZM77 99H78V98H77ZM81 99H82V97H81ZM87 99H88V98H87ZM109 99H110V98H109ZM114 99H115V97H114ZM114 99H112V100H114ZM121 99H122V98H121ZM121 99H118V101L121 100ZM129 99L131 100V98H129ZM133 99H134V98H133ZM141 99H142V98H141ZM141 99H140V102H141V103L144 102V99H143V100H141ZM153 99H154V98H153ZM155 99L152 100V102H153L152 104L155 103ZM197 99H198V97H197ZM32 100H33V99H32ZM32 100H31L30 102H33ZM61 100H62V99H61ZM63 100H66L65 102H64V101L62 102L63 105H66V104L68 105L67 101H68L69 103L71 102V101L68 100V98H67V99H63ZM79 100H80V99H79ZM94 100H95V99H94ZM97 100L100 101V98H99V99L97 98ZM97 100H96V101H97ZM115 100H116V99H115ZM122 100H123V99H122ZM125 100H126V99H125ZM134 100H136V99H134ZM156 100H157V99H156ZM166 100H167V99H166ZM169 100H170V101H169ZM169 100H168V101H169L170 103H172V102H171L172 99H169ZM202 100H203V99H202ZM226 100H227V99H226ZM39 101H40V100H39ZM50 101H51V99H49V100H44L43 102L41 101L42 104L39 105V104L37 103V104L39 105V106H38V105H37V106L39 107V109L43 110L42 108L45 107V106L47 107V105L49 104ZM53 101H54V99H53ZM53 101H52V102H53ZM55 101H56V100H55ZM55 101H54V102H55ZM102 101L104 102V100H102ZM116 101H117V100H116ZM116 101H115V104L118 103V102L116 103ZM132 101H133V100H132ZM132 101H130V102H132ZM137 101H138V96H137ZM149 101H148V102H149ZM157 101L159 102L160 99L157 100ZM198 101H201V100H198ZM203 101H204V100H203ZM203 101H201V102H203ZM218 101H220V100H218ZM218 101H217V102H218ZM224 101H225V100H224ZM224 101H222V103H223ZM37 102H38V101H37ZM54 102H53V103L50 102V104H51V105L56 104V102H55V103H54ZM77 102H78V101H77ZM77 102H76V103H77ZM89 102H90V101H89ZM91 102H93V101H91ZM100 102H101V101H100ZM107 102H109V101H107ZM107 102H106V104H107L108 106L106 105V107H107L108 109H110V111H111V110H112V111H113V110L116 111V107H115V105H114V104H113V105L111 104V103H113V102L110 103L111 105H109ZM119 102H120V101H119ZM148 102H147V103H148ZM158 102H156V105L154 104L155 106H153V105L151 104V102H150L149 104L153 106V107H151L150 109H149V107L145 106V104L137 103L136 106H137V108L140 110L139 112H141V113H140V114H141L140 116H142L143 118H147V117L150 116V114H151L153 111L158 110V111H160V112H159V114H160V113H161V110H163V109H164V111L169 110V114H170V110H171V109H166V108H167V107L169 108V107H171V106H172L171 108H173V105H171V104L168 103L167 101H166L165 104H164V101H163L162 103L160 102V104H159ZM196 102H197V101H196ZM209 102H210V101H207L206 103H209ZM28 103H29V102H28ZM33 103H34V102H33ZM145 103H146V102H145ZM157 103H158V104H157ZM23 104H24V103H23ZM30 104L32 105V103H30ZM87 104H89V103L87 102ZM93 104H96V102H93ZM102 104H103V103H101V104H99V105H101V107H104V106H102ZM104 104H105V102H104ZM119 104H120V106H121V108H122L123 110H129V111H130V108L132 109V107H131L132 105L129 104V101H128V103H127V101H121ZM172 104H174V103H172ZM216 104H217V103H216ZM219 104H220V103H219ZM21 105H22V104H21ZM34 105H36V104H34ZM67 105H66V107H67ZM76 105H77V104H76ZM96 105H97V104H96ZM147 105H148V104H147ZM170 105H171V106H170ZM184 105L187 106V105H189V104L186 103V104H184ZM197 105H198V103H197ZM197 105H196V106H197ZM221 105H223V104H221ZM228 105H229V104H228ZM261 105H262V104H261ZM32 106H33V105H32ZM37 106H36V107H37ZM40 106H41V108H40ZM48 106H50V105H48ZM56 106H57V105H56ZM68 106H69V108H70L71 105L69 104ZM134 106H135V104L133 105V107H134ZM181 106H182V105H181ZM186 106H185V107H186ZM196 106L194 105V107H196ZM46 107H45V108H46ZM80 107H81V106H80ZM84 107H85V106H84ZM117 107H118V104H117ZM177 107H178V106H177ZM179 107H180V106H179ZM182 107H184V106H182ZM185 107H184V108H185ZM197 107H198V106H197ZM212 107H213V106H212ZM216 107H217V106H216ZM224 107H225V106H224ZM22 108H23V107H22ZM28 108H29V107H28ZM45 108H44V109H45ZM73 108H74V106H73ZM81 108H82V107H81ZM119 108H120V107H119ZM192 108H193V106H192ZM221 108H222V107H221ZM15 109H16V108H15ZM20 109H21V107L19 108V110H20ZM29 109H30V108H29ZM29 109H28V110H29ZM36 109H37V108H36ZM56 109H57V108H56ZM62 109H64V108L62 107ZM82 109H84V108H82ZM100 109H101V108H100ZM100 109H99V107H94V106H90V107H89V106H87V107L85 108V111H86V110H91V111H93V110H100ZM117 109H118V108H117ZM122 109H120V110H122ZM165 109H166V110H165ZM198 109H199V108H198ZM0 110H1V109H0ZM13 110H14V109H13ZM19 110L17 109L18 113H19ZM21 110H22V109H21ZM21 110H20V112H21L22 115H23V111H21ZM32 110H33V109H32ZM53 110H54V109H53ZM53 110H52V111H53ZM71 110H72V108H71ZM79 110H80V109H79ZM134 110H136V109H134ZM220 110H221V109H220ZM222 110H223V109H222ZM225 110H226V109H225ZM43 111H45V110H43ZM43 111H39L38 114H39L40 112H41V114H42ZM52 111H51V112H52ZM54 111H55V110H54ZM73 111H74V110H73ZM75 111H76V109H75ZM105 111H107V109H106ZM136 111H137V110H136ZM136 111H135V112H136ZM103 112H104V109H103ZM107 112H108V111H107ZM124 112L127 113V111H124ZM133 112H134V111H133ZM137 112H138V111H137ZM176 112H177V111H176ZM262 112H263V111H262ZM16 113H17V112H16ZM16 113H15V114H16ZM26 113H27V112H26ZM30 113H31V112H30ZM34 113H35V112H34ZM45 113H46V112H45ZM82 113H83V112H82ZM86 113H87V112H86ZM88 113H89V112H88ZM90 113H91V112H90ZM90 113H89V114H90ZM117 113H118V112H116V114H117ZM121 113L123 114L122 111L120 112V114H121ZM156 113H157V112H156ZM162 113L164 114V113H166V112H162ZM162 113H161V114H162ZM167 113H168V112H167ZM173 113H175V111H173L171 114H173ZM259 113H260V112H259ZM24 114H25V113H24ZM27 114H28V113H27ZM32 114H33V113H32ZM41 114H40V115H41ZM51 114H52V113H51ZM71 114H72V113H71ZM76 114H78V113H76ZM84 114H85V112H84ZM92 114H93V113H92ZM157 114H158V113H157ZM157 114H155V116H156ZM257 114H258V113H257ZM46 115H47V114H46ZM78 115H79V114H78ZM81 115L83 116V114H81ZM81 115H80L79 117H81ZM86 115H87V114H86ZM118 115H119V113H118ZM125 115H126V114H125ZM165 115H166V114H165ZM167 115H168V114H167ZM252 115H253V114H252ZM44 116H45V115H44ZM48 116L50 117L49 113H48ZM48 116H47V117H48ZM71 116H72V115H71ZM98 116H99V115H98ZM98 116H97V117H98ZM137 116H138V115H137ZM152 116H154V115H152ZM241 116H243V115H241ZM258 116H259V115H258ZM262 116H263V115H262ZM19 117H20V113H19ZM36 117H37V116H36ZM49 117H48V118H49ZM75 117H76V116H75ZM75 117H73V118H75ZM85 117H86V116H85ZM89 117H90V116H89ZM31 118H34V117H31ZM129 118H131V117H129ZM137 118H138V117H137ZM143 118H142V119H143ZM149 118H151V116H150ZM152 118H154V117H152ZM152 118H151L150 121H154V119H152ZM157 118L161 119L160 117H157ZM246 118H250V117L248 116V117H246ZM3 119H4V118H3ZM39 119H40V118H39ZM51 119H52V118H51ZM75 119H76V118H75ZM75 119H74V120H75ZM82 119H83V117H82ZM82 119H81V120H82ZM84 119H85V118H84ZM97 119H98V118H97ZM99 119H100V118H99ZM99 119H98V121H100ZM127 119H128V117H127ZM131 119H132V121H134V119H136V117H135L134 119H133V117H132ZM16 120H17V119H16ZM16 120H14V122H15ZM22 120H23V119H22ZM40 120H41V119H40ZM44 120H45V119H44ZM76 120L78 121L79 119H76ZM156 120H157V119H156ZM156 120H155V121H156ZM251 120H252V119H251ZM0 121H1V119H0ZM28 121H29V119H28L27 121L25 120L24 122L26 123V122H28ZM37 121H38V120H37ZM41 121H42V120H41ZM46 121H47V120H46ZM83 121H84V120H83ZM86 121H89V119L86 120ZM128 121H131V120L128 119ZM132 121H131V123H132ZM135 121L137 122V119H136ZM135 121L132 123L133 125H134ZM155 121H154V122H155ZM157 121H158V122H157ZM157 121H156V123H159V121H161V120H157ZM240 121H241V120H240ZM245 121H246V120H245ZM1 122H2V123H1ZM1 122H0V123L3 125L4 122H3V121H1ZM11 122H13V121H11ZM24 122H23V123H24ZM30 122H32V120H30ZM30 122H29V123H30ZM34 122L36 123V120H35ZM63 122H64V121H63ZM71 122L74 123L73 121H71ZM89 122H91V121H89ZM125 122H127V121H125ZM138 122H139V119H138ZM252 122H253V121H252ZM5 123L7 124L8 122L5 121ZM29 123H28V125H26V126H30ZM50 123H51V122H49V124H50ZM81 123H82V122H81ZM86 123H88V122H86ZM86 123H84V124H86ZM120 123H121V122H120ZM6 124H4L3 126H5ZM15 124H16V122H15ZM15 124L13 123V126H14ZM18 124H20V126H21V123H18ZM33 124H34V123H33ZM33 124H32V127L37 125V124H36V125H33ZM40 124H42V123H40ZM40 124H39L38 127H41V128H46L45 126H47V128H48V126L51 127L50 125H46V123H44V122H43L42 126H40ZM65 124H66V122H65ZM121 124H122V123H121ZM124 124H126V123H123L122 126H123ZM127 124H128V123H127ZM132 124H131V126H132ZM135 124H136V123H135ZM43 125H44V126H43ZM63 125H64V123H63ZM79 125H80V124H79ZM79 125H78V126H79ZM82 125H83V124H82ZM87 125H88V124H87ZM128 125H129V124H128ZM261 125H262V124H261ZM18 126H19V125H18ZM26 126H25V128H26ZM56 126H57V125H56ZM56 126H55V127H56ZM92 126H93V125H92ZM124 126L126 127V125H124ZM135 126H136V125H135ZM15 127H17V126H15ZM21 127H22V126H21ZM21 127H19V128H21ZM32 127H31V128H32ZM52 127H53V126H52ZM68 127H69V126H68ZM68 127H67V128H68ZM244 127H245V126H244ZM0 128H2V126H1ZM27 128H28V127H27ZM36 128H37V127H36ZM41 128H40V129H41ZM67 128H66V130H67ZM80 128H81V127H80ZM123 128H124V127H122V129H123ZM245 128H247V127H245ZM253 128H254V127H253ZM261 128H262V126H261ZM22 129H23V127H22ZM32 129H33V128H32ZM34 129H35V128H34ZM61 129H62V128H61ZM64 129H65V128H64ZM64 129H63V130H64ZM70 129H71V128H70ZM104 129H105V128H104ZM200 129H202V128H200ZM251 129H252V128H251ZM41 130H42V129H41ZM68 130H69V129H68ZM86 130H88V129H86ZM90 130H91V129H90ZM243 130H244V129H243ZM262 130L264 131V129H262ZM91 131H92V132H91ZM91 131H90V132L93 133V129H92ZM232 131H233V130H232ZM241 131H242V130H241ZM86 132H87V131H86ZM200 132H201V131H200ZM206 132H207V131H206ZM219 132H220V131H219ZM222 132H223V131H222ZM224 132H225V131H224ZM65 133H66V132L64 131V135H66ZM75 133H76V132H75ZM79 133H80V132H79ZM208 133H209V132H208ZM228 133H229V132H228ZM263 133H264V132H263ZM60 134H61V133H60ZM87 134H89V131L87 132ZM196 134H197V133H196ZM211 134H212V133H211ZM211 134H210V135H211ZM213 134H214V133H213ZM213 134H212V135H213ZM237 134H238V133H237ZM84 135H86V133H85ZM89 135H90V134H89ZM89 135H88V136H89ZM92 135H94V134H92ZM232 135H233V134H232ZM261 135H262V138H263V134H261ZM59 136H60V135H59ZM62 136H63V134H62ZM66 136H67V135H66ZM68 136H69V135H68ZM72 136H73V135H72ZM90 136H91V135H90ZM207 136H209V135H207ZM251 136H252V135H251ZM60 137H61V136H60ZM73 137H74V136H73ZM92 137H93V136H91L90 138H92ZM212 137H213V136H212ZM215 137H216V136H215ZM226 137H227V136H226ZM75 138H76V137H75ZM88 138H89V137H88ZM109 138H110V137H109ZM209 138H210V137H209ZM223 138H224V137H223ZM229 138H230V137H229ZM252 138H254V137H252ZM256 138H257V137H256ZM81 139H82V137H81ZM245 139H246V138H245ZM257 139H258V138H257ZM263 139H264V138H263ZM72 140L74 141V139H72ZM243 140H244V139H243ZM246 140H247V139H246ZM165 141H166V140H165ZM171 141L174 142V140H171ZM171 141L167 139L166 142L171 143ZM219 141H220V140H219ZM228 141H229V140H228ZM231 141H232V140H231ZM251 141H253V139H251ZM263 141H264V140H263ZM166 142H165V144L168 146V144H167ZM175 142H176V141H175ZM175 142H174V143H175ZM186 142H187V141H186ZM195 142H196V145H195V146H197V147H193V148L198 149L199 152H201V154L204 155L203 157H201L200 160H204V159H206L209 165H211L212 163H215V162L217 163V162H218V164H216L217 166H219V164H220L221 166H222V165H225V164H228V166L230 167L229 163L234 161V160L229 161V160L231 159V158H230V155H229V153L231 154V151H230V152H227V151L225 150V151H222V152L220 153L219 151H221V150H219V149L216 150L217 147L212 143V141L210 142V141H208V140L203 139L202 136H201L200 134L196 136V141H195ZM229 142H230V141H229ZM236 142H237V141H236ZM236 142H235V143H236ZM242 142H243V141H242ZM248 142H249V141H248ZM248 142H247V143H248ZM258 142H259V141H258ZM174 143H172L171 146H173ZM182 143H183V142H182ZM247 143H246V144H247ZM259 143H260V142H259ZM259 143H258V144H259ZM232 144H233V143H232ZM232 144H231V145H232ZM240 144H241V143H240ZM246 144H245V145H246ZM248 144H249V143H248ZM255 144H256V142H255ZM98 145H99V144H97V146H98ZM179 145H180V144H179ZM188 145H190V143H189ZM229 145H230V144H229ZM243 145H244V144H243ZM252 145H253V144H252ZM256 145H257V144H256ZM260 145H261V144H260ZM191 146H192V145H191ZM193 146H194V145H193ZM227 146H228V145H227ZM257 146H259V145H257ZM99 147H100V146H99ZM219 147H220V146H219ZM219 147H218V148H219ZM225 147H226V146H225ZM234 147H235V146H234ZM240 147H241V146H240ZM247 147H248V146H247ZM95 148H96V146H95ZM175 148H176V147H175ZM178 148H179V147H178ZM236 148H238V146L235 147V149H236ZM242 148H243V147H242ZM242 148H240V149H242ZM244 148H245V147H244ZM244 148L242 149V151H244L243 154H246V153L249 154V155H250V154H253L254 157H255V156L258 157L259 159H261L260 161L264 163V161H262V160H264V147H263V148H262V147H259V149H257L255 146H254V147H253V146H252V147H249V148H247V149H244ZM196 149H195V151H197ZM225 149H226V148H225ZM227 149H229V147H228ZM230 149H231V148H230ZM96 150H97V149H96ZM236 150H237V149H236ZM238 150H239V149H238ZM94 151H95V150H94ZM96 152H97V151H96ZM197 152H198V151H197ZM233 152H234V150H233ZM240 152H241V150H240ZM245 152H246V153H245ZM90 153L93 155L92 152H90ZM127 154H128V153H127ZM233 154H234V153H232L231 156H233ZM239 154H240V153H239ZM241 154H242V152H241ZM243 154H242L241 156H243ZM95 155H96V154H95ZM97 155H98V154H97ZM197 155H198V154H197ZM236 155H237V154H236ZM126 156H127L128 158L130 157V156H128V155H126ZM133 156H134V155H133ZM241 156H240V158H241ZM250 156H251V155H250ZM131 157H132V156H131ZM233 157H234V156H233ZM233 157H232V159H234ZM113 158H114V157H113ZM116 158H119V157H116ZM116 158H115V159H116ZM124 158H125V156H124ZM124 158H123V159L120 158L121 161H120L119 163H118V162H117V163L114 162L115 160L113 161V159H112V161H113L114 163L120 165L121 162L123 163L122 160H125V159H126V158H125V159H124ZM170 158H171V156H170ZM172 158H173V156H172ZM172 158L169 159V161L171 160L170 162H172V160L174 159V158H173V159H172ZM175 158H176V157H175ZM238 158H239V157L235 156V162H237L236 159H238ZM242 158H244V157H242ZM120 159H119V160H120ZM131 159H132V158H131ZM244 159H245V158H244ZM249 159H253V157H251V158H249ZM255 159H257V158H254L253 160H255ZM259 159H257V160H259ZM174 160H175V159H174ZM174 160H173V161H174ZM241 160H243V159H241ZM241 160H240V161H241ZM110 161H111V160H110ZM112 161H111V162H112ZM116 161H117V160H116ZM128 161L130 162V158H129V160L127 159L126 162L128 163ZM197 161H198V160H197ZM227 161H229V163H225V162H227ZM108 162H109V161H108ZM163 162H164V161H163ZM163 162H162V163H163ZM165 162H166V161H165ZM170 162H169V163H170ZM176 162H177V161H176ZM207 162H206V163H207ZM235 162H234V163H235ZM127 163H126V164H127ZM162 163H161V165H162ZM166 163H167V162H166ZM166 163H165V164H166ZM172 163H173V162H172ZM201 163H202V162H201ZM238 163H239V162H238ZM238 163H236V164H238ZM112 164H113V163H112ZM116 164H113L114 167H116ZM128 164H129V163H128ZM178 164H179V163H178ZM196 164H197V163H196ZM198 164H199V163H198ZM236 164L233 165V164L231 163V166H233V167H234V166L237 167ZM118 165H117V166H118ZM121 165H122V164H121ZM123 165H124V163H123ZM123 165H122V166H123ZM163 165H164V164H163ZM170 165H172V164H170ZM238 165H239V164H238ZM126 166H127V165H126ZM175 166H176V165H175ZM196 166H197V165H196ZM198 166H199V165H198ZM198 166H197V168H198ZM200 166H201V165H200ZM212 166H213V165H212ZM214 166H215V165H214ZM228 166H227V167H228ZM119 167H120V166H119ZM204 167H205V166H204ZM222 167H224V166H222ZM229 167H228V168H229ZM173 168H174V167H173ZM177 168H178V167H177ZM194 168H195V166L192 167V168H190V171H192L191 169H194ZM197 168H196V169H197ZM208 168H211V167H208ZM215 168H216V167H215ZM225 168H226V166H225ZM199 169H202V167L199 168ZM203 169H204V168H203ZM206 169H207V168H206ZM211 169H213V168H211ZM217 169H218V168H217ZM219 169H220V168H219ZM222 169H223V168H222ZM230 169H231V168H230ZM232 169H233V168H232ZM232 169H231V171H233ZM236 169H238V168H236ZM173 170L175 171V169H173ZM194 170H195V169H194ZM207 170H208V169H207ZM207 170H205V171H207ZM228 170H229V169H228ZM196 171H197V170H196ZM200 171H202V170H199V172H200ZM225 171H226V170H225ZM231 171H230V172H231ZM234 171H235V170H234ZM212 172H213V171H212ZM194 173H195V171H194ZM197 173H198V171H197ZM203 173H204V170H203ZM215 173H216V172H215ZM225 173H226V172H225ZM228 173H229V172H228ZM231 173H232V172H231ZM233 173H234V172H233ZM200 174H201V173H200ZM208 174L210 175V171H209ZM219 174H220V173H219ZM190 175H191V174H190ZM196 175H197V174H196ZM203 175H204V174H203ZM182 176H183V175H182ZM185 176H186V175H185ZM197 176H198V175H197ZM205 176H206V175H205ZM172 177H173V176H172ZM180 177H181V176H180ZM183 178H184V177H183ZM197 178H198V177H197ZM174 179H175V178H174ZM193 180H194V178H193ZM195 180H196V179H195ZM195 180H194V182H195ZM198 180H199V179H198ZM206 180H207V178L204 179V181H206ZM218 181H219V179H218ZM218 181H217V182H218ZM134 182H135V181H134ZM137 182H138V181H137ZM137 182H136V183H137ZM182 182H184L183 179H182ZM197 182H198V181H197ZM209 182H210V181L207 180L206 183H209ZM142 183H143V182H142ZM154 183H155V182H154ZM184 183H185V182H184ZM152 184H153V182H152ZM155 184H156V183H155ZM177 184H178V182H177ZM190 184H191V183H190ZM193 184H194V183H193ZM203 184H204V182H203V180H201V178H200V181L198 182V184H196V185H198V187H197V188H198V191H197V192L195 191V193H197V196H198L197 198H199V201H197L198 204H200V203L202 202V200L205 202V204H202V203H203V202H202V203H201L202 205H201V204L199 205V206H201V208H202V209H200V210L197 209V208H199V207H197L198 204L196 205V207H197V208H196V209H197V212L194 211V213H196V214H194V216L196 217V220H195V217H193V215H192V217L194 218V219L192 218L193 221H194V222L196 221L195 226H193V225L191 226V225L189 224V225L191 226V227H190V226L187 224V225H188V228H186V227L184 226L186 229L183 228V230H187V229H189V234H190V236L187 235L188 237H186V238L189 239L190 244L193 242V239H197V241H198V238L200 239V237L202 238V237L219 236V237H220V241H221V243H222V246L219 245V246H220V247H219V246L217 245L220 249H218V247L216 246V248L218 249L217 252H216L217 249L214 247V248H215V250H213V252L215 251L214 254H213V252L210 253V251L212 250V248H211V250L209 251V249H208L209 247L206 248V246H205L206 250L209 251V253H208V251H206V250L204 251L205 248L203 249V247H202L203 251H204V252H207L208 255H205L206 253L204 254L203 251H200V250H199L200 253L202 252V254H198V255H197V253H196V255H197L196 257L192 256V254H191V256L194 257L195 259H194V261H191V260H190V263L188 262V264H231V262H230V255L233 254V253H235V252L238 250V243H241V242H244L245 244H246V243H247V244L249 243V244H251L254 248H256L258 245L260 246V244H261V243L259 242V240H258L259 235H258V234H253L252 232H250V234H249L248 236H245V235H242V234H238V233L235 232V231H230L229 229H225V230L223 229V230H221L222 227L219 229V226H218V224H217V222H216V221L218 220V218H217V220H216V217H214V211H213V208H212V206H211V204H212L211 202H214L213 199L215 198V193L218 194V193H219V190H218V193H217V192H216V189H210L208 186H205V185H203ZM217 184H218V183H217ZM220 184H221V182H220ZM144 185H145V182H144ZM185 185H186V184H185ZM196 185H195V186H196ZM222 185H223V183H222ZM186 186H187V185H186ZM190 186H191V185H190ZM190 186H189V188H190ZM193 186H194V185H193ZM193 186H192V187H193ZM195 186H194V188H195ZM212 186H214V185H212ZM220 186H221V185H220ZM135 187H136V185H135ZM138 187H139V186H138ZM142 187H143V186H142ZM171 187L174 188L173 185H172ZM171 187H170V188H171ZM180 187H181V186H179V189L176 188V187H175L174 189H171V191H172V190L174 191V192H173V191H172V192L174 193V197H175V198H176V196L178 195V193L180 194V191H179V190H181ZM184 187H185V186H184ZM186 188H187V187H186ZM197 188H195L194 190H196ZM215 188H216V187H215ZM137 189H139V188L136 187V190H137ZM164 189H165V188H164ZM177 189H178V190H177ZM182 189H183V188H182ZM191 189H193V188H191ZM221 189H222V187H221ZM221 189H220V191H221ZM223 189H224V188H223ZM175 190H177V191H179V192L177 193V192H175ZM184 190H185V189H184ZM188 190H190V189H188ZM190 191H191V190H190ZM185 192H186V191H185ZM192 192H193V191H192ZM192 192H191V193H192ZM223 192H224V191H223ZM187 194H188V193H187ZM90 195H92V193H91ZM90 195H89V196H90ZM95 195H96V194H95ZM175 195H176V196H175ZM188 195H189V194H188ZM92 196H93V195H92ZM192 196L195 197V199H196V196H195V195H192ZM217 196H219V195H217ZM188 197H189V196H188ZM88 198H89V197H88ZM96 198H97V197L95 196V199H96ZM95 199H94V200H95ZM193 199H194V198H193ZM195 199H194V200H195ZM86 200H87V198H86ZM94 200H93L92 202H95ZM173 200H174V199H173ZM176 200L179 201V199H176ZM187 200H189V199H187ZM196 200H197V199H196ZM258 200H259V199H258ZM87 201H88V200H87ZM97 201H98V200H97ZM99 201H100V200H99ZM99 201H98V202H99ZM103 201H104V200H103ZM189 201H190V200H189ZM85 202H86V201H85ZM88 202H89V201H88ZM98 202L96 203L97 205L99 204ZM171 202H172V201H171ZM174 202H175V201H174ZM174 202H173V204H174ZM199 202H200V203H199ZM100 203H103V202L101 201ZM186 203H187V202H186ZM194 203H196V202L194 201ZM215 203H217V202H215ZM170 204H171V203H170ZM175 204H177V202H175ZM217 204H218V203H217ZM180 205H181V204H180ZM215 205H216V204H215ZM102 206H103V205H102ZM102 206H101V207H102ZM163 206L165 207V205H163ZM171 206H172V205H171ZM174 206H175V205H174ZM174 206H173V207H174ZM178 206H179V205H178ZM259 206H260V205H259ZM164 207H161V208H164ZM170 208H171V210L174 209V208L172 209V207H170ZM179 208H180V207H179ZM179 208H178V209H179ZM214 208H215V207H214ZM252 208H253V207H252ZM259 208H261V206H260ZM98 209H99V208H98ZM166 209H169V207H166ZM166 209H165V210H162V209L159 208V211H160V213L163 212V211H165V214H166V216H167V213H168V212H166V211H169L170 209H169V210H166ZM254 209H255V208H254ZM176 210H177V209H176ZM176 210H173V211H174L173 213H172V211H170L171 214H172V215H170V216L173 217V214L176 212ZM201 210H202V211H201ZM159 211H158V212H159ZM178 212H179V211H177V213H178ZM251 212H252V211H251ZM254 212H255V210H254ZM256 212H258V213L260 212L262 215H264V213H262V212H264V210H260V211L256 210ZM151 213H152V212H151ZM215 213H216V212H215ZM217 213H218V212H217ZM153 214H155V213H153ZM153 214H152V215H153ZM162 214H163V215H162ZM168 214H169V213H168ZM192 214H193V213H192ZM158 215H159V213L157 214V216H158ZM161 215H162V216H161V218H162V217L164 216V213H161ZM254 215H255V214H254ZM262 215H259V216L262 217ZM153 216L155 217L156 215H153ZM166 216H165V217H166ZM170 216H169V218H170ZM175 216H178V217H179V215H175ZM215 216H216V215H215ZM119 217H120V216H119ZM119 217H118V218H119ZM165 217H164V219H165ZM253 217H254V216H253ZM157 218H158V217H157ZM157 218H156V219H157ZM62 219H63V218H62ZM108 219H109V218H108ZM115 219H117V218H115ZM162 219H163V218H162ZM167 219H168V218L166 217V221H169V219H168V220H167ZM174 219H176V217H175ZM64 220H66V219H64ZM77 220H78V219H77ZM106 220H107V219H106ZM118 220H119V219H118ZM159 220H160V219H159ZM170 220L172 221V218H171ZM78 221H80V220H78ZM193 221H191V222H193ZM219 221H220V220H219ZM248 221H249V220H248ZM250 221H251V220H250ZM159 222H160V221H159ZM163 222H164V221H163ZM173 222H174V221H173ZM77 223H79V222H77ZM166 223H167V222H166ZM178 223H179V222H178ZM220 223H221V222H220ZM159 224H160V223H159ZM176 224H177V223H176ZM263 224H264V222H263ZM163 225H164V224H163ZM183 225H184V224H183ZM185 225H186V224H185ZM220 225H221V224H220ZM167 226H168V225H167ZM174 226H175V225H174ZM177 226H178V228L180 227V228H179L180 230L182 229V228H181V227H182V224H181V226H179V224H178ZM221 226H222V225H221ZM165 227H166V226H165ZM170 227H171V226H170ZM189 227H190V228H189ZM223 227H224V226H223ZM167 228L169 229V227H167ZM171 228H172V227H171ZM171 228H170V229H171ZM178 228H177V229H178ZM175 229H176V227H175ZM248 231H249V230H246V233H247ZM187 233H188V232L186 231V234H187ZM186 234H185V236H186ZM191 237L193 238L192 240L190 239ZM180 238H181V237H180ZM180 238H179V239H180ZM210 239H211V238H210ZM149 240H150V239H148V241H149ZM181 240H182V239H181ZM181 240H178V243H179V241H181ZM218 240H219V239H218ZM90 241H91V240H90ZM95 241H97V240H95ZM99 241H100V240H99ZM145 241H147V240H145ZM148 241H147V243H148ZM152 241H154V240H152ZM200 241H201V240H200ZM67 242L69 243V241H67ZM93 242H94V241H93ZM97 242H98V241H97ZM136 242H137V241H136ZM150 242H151V240L149 241V244L152 243V242H151V243H150ZM156 242H157V241H156ZM182 242H183V241H182ZM216 242H217V240H216ZM68 243H67V245L70 244V243H69V244H68ZM84 243H85V242H84ZM90 243H91V242H90ZM116 243H117V242H116ZM147 243H146V244H137V243H136L137 245H135V244L133 245V247L136 246V248L134 247L135 250L132 252V253H133L132 256H134L135 258H132V257H131V258L134 259L135 261H133L132 259H131V260L129 259V261H133V263H132V262H130V263H129V262H126V263H125L126 260H124V262H123L122 259H120V260H122V261L119 260L120 263H118L119 261L117 262V261H115L113 258H111V255H112V254L109 255V256H107L108 253H107V255H106V254H104V252H100V251H97V250H94V249H93V250L91 249L92 252H89V258H88V259H86V260H84V261H79V262H80V264H122V263H124V264H128V263H129V264H140V263H141L144 259H146V258H144V259H143V258H142V259H141V258H138V260H139V262H138V260L136 259V257H138V256L141 257L142 254L139 253V254H140V255H139V254H137L136 252H137V251L140 252V249L142 250V245H144V246L146 245V246H145V249H147L146 247H147V245H149V244H147ZM158 243H159V242H158ZM176 243H177V242H175V244H176ZM98 244H99V243H98ZM132 244H133V243H132ZM155 244H156V243H155ZM159 244H161V243H159ZM173 244H174V243H173ZM183 244H184V243H182V245H183ZM200 244H202V243H200ZM203 244H204V242H203ZM218 244H219V243H218ZM105 245H106V244H105ZM109 245H110V244H109ZM112 245H113V244H112ZM151 245H152V244H151ZM188 245H189V244H188ZM204 245H206V243H205ZM72 246H73V245H72ZM86 246H87V245H86ZM103 246H104V245H103ZM114 246H115V244H114ZM149 246H150V245H149ZM159 246H160V245H159ZM161 246L163 247L162 244H161ZM172 246H174V245H172ZM172 246L170 245L169 247H172ZM197 246H199V245H197ZM208 246H209V245H208ZM87 247H88V246H87ZM91 247H92V246H91ZM94 247H95V246H94ZM96 247H97V246H96ZM101 247H102V246H101ZM119 247H120V246H119ZM119 247H118V248H119ZM133 247H132V248H133ZM162 247H161V248H162ZM165 247H166V245H165ZM176 247H177V246H176ZM187 247H188V246H187ZM114 248H115V247H114ZM132 248H131V249H132ZM134 248H133V249H134ZM151 248H152V247H151ZM199 248H200V247H199ZM119 249H120V248H119ZM136 249H138V250H136ZM145 249H143V250H145ZM163 249H164V247H163ZM169 249H173V248H168L167 250L169 251ZM181 249H182V246H179V248L176 249V250H177V252H178V251L181 250ZM202 249H201V250H202ZM100 250H101V249H100ZM109 250H111V249H109ZM109 250H108V251H109ZM128 250H129V249H128ZM149 250H150V249H149ZM149 250H145V251H149ZM151 250H152V249H151ZM151 250H150V251H151ZM158 250H159V249H158ZM184 250H185V248H184ZM106 251H107V250H106ZM152 251H154V249H153ZM156 251H157V250H156ZM163 251H165V250H163ZM168 251H166V252H168ZM134 252H135V255H134ZM169 252H170V251H169ZM173 252H175V251H173ZM173 252H172V253H173ZM196 252H197V251H196ZM262 252H263V251H262ZM114 253H115V252H114ZM117 253H118V252H117ZM129 253H131V250L129 251ZM147 253H148V252H147ZM151 253H152V252H151ZM154 253H155V251H154ZM188 253H189V252H188ZM190 253H191V252H190ZM120 254H122V253H120ZM149 254H150V253H149ZM178 254H179V253H178ZM180 254H181V253H180ZM180 254H179V255H180ZM184 254H185V253H184ZM210 254H212V255H210ZM114 255H115V254H114ZM114 255H113V256H114ZM118 255H119V254H118ZM130 255H131V254H130ZM161 255H162V254H161ZM189 255H190V254H189ZM113 256H112V257H113ZM123 256H124V255H123ZM143 256H144V255H143ZM115 257H117V256L115 255ZM147 257H148V256H147ZM187 257H189V256H187ZM122 258H124V257H122ZM125 258H126V257H125ZM128 258H130V257H128ZM152 258H153V257H152ZM140 259H141L142 261H141ZM149 259H150V258H149ZM72 260H73V259H72ZM72 260H71V261H72ZM116 260H117V259H116ZM152 260L154 261V259H152ZM158 260H159V259H158ZM158 260H156V262H157ZM186 260H187V259H186ZM147 261H148V260L146 259V262H147ZM149 261H150V260H149ZM149 261H148V262H149ZM184 261H185V260H184ZM77 262H78V260H77ZM143 262H145V260H144ZM150 262H151V261H150ZM150 262H149V264H150ZM160 262H162V261H160ZM257 262H258V264H264V257H263L262 255H260L259 257H257ZM74 263H75V262H74ZM163 263H164V262H163ZM163 263H161V264H163ZM177 263H178V262H177ZM177 263H176V264H177ZM182 263H184V262H181V264H182ZM68 264H69V263H68ZM141 264H142V263H141ZM143 264H145V263H143ZM147 264H148V263H147ZM153 264H154V262H153ZM155 264H160V263L158 262V263H155ZM235 264H243V262H242V261H239V262H237V263H235ZM244 264H246V263H244Z\"/></svg>", "mask_w": 264, "mask_h": 264}]
</instances>
